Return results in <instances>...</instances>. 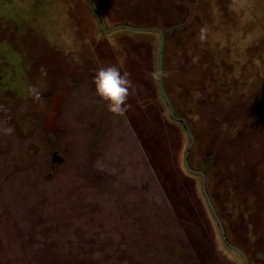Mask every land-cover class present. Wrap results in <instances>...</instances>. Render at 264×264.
<instances>
[{
    "label": "rangeland",
    "instance_id": "obj_1",
    "mask_svg": "<svg viewBox=\"0 0 264 264\" xmlns=\"http://www.w3.org/2000/svg\"><path fill=\"white\" fill-rule=\"evenodd\" d=\"M186 32L194 68L165 70ZM108 65L120 113L95 96ZM0 264H264V0H0Z\"/></svg>",
    "mask_w": 264,
    "mask_h": 264
},
{
    "label": "trees",
    "instance_id": "obj_2",
    "mask_svg": "<svg viewBox=\"0 0 264 264\" xmlns=\"http://www.w3.org/2000/svg\"><path fill=\"white\" fill-rule=\"evenodd\" d=\"M95 14H96V12L95 11H93ZM96 17L98 18V21H99V23H100V26L102 27V24H103V21L102 20H100L99 19V17H98V15L96 14ZM114 27V26H113ZM112 27V28H113ZM159 29H161V28H159ZM111 31H112V33L113 34H129V35H131V37H138L139 39H141V40H145V41H147L148 42V49L152 46V50L154 49V51H158V45L156 44V46L154 47V37L153 36H151V35H153L154 34V32H156V29L155 28H151V27H147V28H142V27H132V28H129L127 25H124V24H122V25H120V27H114L113 29H111ZM175 32V31H174ZM183 32H185V31H183ZM151 34V35H150ZM189 34V37H182V41H183V43L185 44V46L183 47V48H185V51H187V53L186 54H182L180 57V59L179 60H172V57L173 56H171L170 54H167V53H165V56L167 55V58L166 57H164V60H163V63H164V67H165V70L167 69V68H176V65H179V67H180V69H182V68H187L188 69V67H191L190 69H193L194 67L192 66L193 64H192V59H191V57H190V51H188V50H190L193 46L191 45V42L189 41V40H191V37H190V35H191V33L189 32H186V33H184V34H182L183 36L184 35H188ZM136 35V36H135ZM168 36V33L167 32H165V36ZM165 42H166V40H165ZM164 42V44L165 45H163V50L165 51L167 48H166V43ZM150 43V44H149ZM175 48V47H174ZM174 48L172 47V49H173V52H174ZM182 48V49H183ZM147 49V50H148ZM146 50V52H145V54H146V57H147V63H148V67H153L154 68V74H156L155 75V80H154V84L152 85V87H154V89L157 91V90H159V86L157 85L158 84V77H157V60L155 59V61L156 62H153V60H152V58H153V55H152V57H151V54L150 55H148L147 54V51ZM171 50V49H170ZM172 51H171V53H173ZM129 53H132V51L129 49H126V50H122V54H123V56H125V58H127V59H129L130 57H128V56H130L129 55ZM156 54V53H155ZM186 55V56H185ZM156 57H157V55H156ZM18 58V57H17ZM193 58V57H192ZM130 59H132V57L130 58ZM191 59V60H190ZM194 60V64H196V67L198 66H200L199 64H198V62L196 61V59H193ZM125 63V62H124ZM126 64V63H125ZM127 65V64H126ZM198 72V71H197ZM149 75L151 76V74H150V72H149ZM196 79V78H195ZM180 82V81H179ZM183 85V88H185L186 90L188 89V87H186L185 86V84L183 83L182 84ZM200 85H201V83H200ZM200 87V86H199ZM163 99V98H162ZM169 100V102H170V104H172V107H173V109L175 110V116H177L179 119H174V118H172V117H170L169 115H168V119L167 120H169L168 122H172V123H176V124H178V126L180 127V131L183 133L184 132V134H186V136L188 137L189 135H188V131L190 132V130H189V127H187L186 125H187V123H186V125H185V123H183L185 120L183 119V118H180L177 114H179L178 113V111H179V108H178V106L177 105H174L172 102H171V99L169 98L168 99ZM164 104L165 105H167L166 104V102L164 101ZM184 121H183V120ZM185 125V126H184ZM193 148V146H191L188 150H187V156L189 155V153L193 150L192 149ZM149 162H150V164L152 165L151 167L154 169V171L157 169V165H156V163H155V161H152V156L151 155H149ZM188 158V157H187ZM222 158V157H221ZM198 170L199 169H197V171L196 172H191L192 174V176H197V175H199V176H202V174L201 173H199L198 172ZM202 171V170H201ZM156 172V171H155ZM157 172H159L158 171V169H157ZM202 173H206V170H204V171H202ZM157 174V173H156ZM208 208V207H207ZM209 209V208H208ZM253 220H251V222H252ZM240 253L244 256V257H246V260L248 261V260H250V261H252V260H259V258H257V257H255L256 255L254 254V253H250V252H247V253H245L244 251H242L241 249H240ZM258 263V262H257Z\"/></svg>",
    "mask_w": 264,
    "mask_h": 264
},
{
    "label": "clouds",
    "instance_id": "obj_3",
    "mask_svg": "<svg viewBox=\"0 0 264 264\" xmlns=\"http://www.w3.org/2000/svg\"><path fill=\"white\" fill-rule=\"evenodd\" d=\"M95 96L112 113H120L127 107L131 81L116 65L98 68L92 78ZM11 132L12 129H7Z\"/></svg>",
    "mask_w": 264,
    "mask_h": 264
},
{
    "label": "water",
    "instance_id": "obj_4",
    "mask_svg": "<svg viewBox=\"0 0 264 264\" xmlns=\"http://www.w3.org/2000/svg\"><path fill=\"white\" fill-rule=\"evenodd\" d=\"M106 33V30H105ZM161 50H159L160 52ZM160 89L162 94H164L161 83ZM165 96V95H164ZM63 99V95L59 92H54L51 96L48 97V101L51 103L50 110L42 117V127L45 131H52L53 133L59 131L61 128L58 125L57 119L60 114V106ZM51 159L53 162L60 163L63 161V157H61L57 151H53L51 153Z\"/></svg>",
    "mask_w": 264,
    "mask_h": 264
},
{
    "label": "flooded vegetation",
    "instance_id": "obj_5",
    "mask_svg": "<svg viewBox=\"0 0 264 264\" xmlns=\"http://www.w3.org/2000/svg\"><path fill=\"white\" fill-rule=\"evenodd\" d=\"M51 104V103H50Z\"/></svg>",
    "mask_w": 264,
    "mask_h": 264
}]
</instances>
